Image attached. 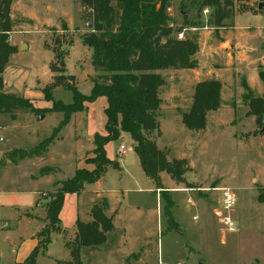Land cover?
Wrapping results in <instances>:
<instances>
[{"label":"rangeland","instance_id":"obj_1","mask_svg":"<svg viewBox=\"0 0 264 264\" xmlns=\"http://www.w3.org/2000/svg\"><path fill=\"white\" fill-rule=\"evenodd\" d=\"M203 1L170 0L172 27L185 39L198 42L199 66L196 70L159 72L165 83L159 92L160 133L150 136L169 160L184 159L189 165L184 185L174 183L164 174V186L174 204L172 223L164 217L165 203L160 193L155 195L153 183L141 169L134 142L122 133L119 140L107 147L115 162L103 175L102 185L90 186V197L102 200L99 198L104 195L99 198L96 195L107 194L111 206L121 211V224L126 232L110 233L103 247L83 250L84 264H264V205L257 199L264 188L263 121L248 115L249 108L243 100L244 84L254 97L264 92L258 76L259 70L264 69V12L259 11L264 0H234L230 17L221 25L214 23L213 9L201 8ZM12 7L15 20L20 22L21 17L33 20L32 25L17 24L12 32V43L27 45L23 52L18 47L17 60L12 63L18 66L17 70H10L7 75L14 90L41 99L42 93L34 89L35 82L49 81L48 69L52 71L55 66L64 69L66 77L74 75L78 90L90 95L98 73L92 66V50L83 44L92 23L81 0H16ZM225 43L229 47H224ZM57 53H61L62 60L56 58ZM207 80L222 83V107L209 114L206 130L196 133L183 125L182 115L191 108L195 86ZM54 98L65 104L73 101L72 93L63 88L54 92ZM106 106L105 98L88 106L84 125H70L60 146L47 155L62 171L55 174L56 179H72L76 168L84 167L83 158L89 150L87 139L94 130H105ZM58 117L37 122L28 130L23 119L13 123L8 115H0V126L8 128L2 132L7 141L0 143V220L13 219V209L21 207L3 201L5 196L18 195L21 204L27 206L32 199H38L37 190L50 187L49 180L33 182L36 165L1 172L3 162L12 153L7 147H31L50 138L61 122ZM75 133L80 137L78 141ZM121 145L131 149L124 157L118 155ZM96 158L94 150L87 152V160ZM224 188L232 189L236 196L231 218L237 231L233 234L226 232L216 215L220 191ZM45 198L50 199L48 193ZM196 202L200 204L192 215L189 209L184 212L185 204ZM77 203L75 195H68L67 202L64 200L62 225L66 229L76 225ZM194 216L197 221H193ZM4 224L9 228H3ZM3 225L0 222V230L4 229L0 231V264H9L13 249L30 240L35 226L28 222L17 229H11L8 222ZM65 235L52 236V243L47 253L38 257V264L68 261L65 240L72 235L68 232Z\"/></svg>","mask_w":264,"mask_h":264},{"label":"trees","instance_id":"obj_2","mask_svg":"<svg viewBox=\"0 0 264 264\" xmlns=\"http://www.w3.org/2000/svg\"><path fill=\"white\" fill-rule=\"evenodd\" d=\"M15 2L0 0V114L13 117L20 113L35 116L57 113L62 115V120L50 138L28 151L14 152L13 157L23 160L44 155L74 114L85 112V105L93 104L99 98L107 100L104 110L106 135H95L94 153L97 158L86 161L95 167L94 170H77L72 179L55 183L56 190L47 205L51 213L47 217L46 227L36 235L37 246L24 262L16 264H38V257L48 251L52 236H66L59 219L65 195H80L86 185H93L102 179L107 168L113 164L107 157L105 147L119 140L122 133L128 134L134 142L141 169L153 183L155 192L160 193L165 203L164 217L171 224L174 204L161 175L166 174L174 183L184 185L189 165L184 159L169 160L168 155L150 139L153 133H160L157 115L162 100L159 92L165 83L159 72L196 70L199 66L196 58L199 44L193 38L178 39L179 30L172 27L168 13L170 0H81L92 23V30L84 36L83 44L92 50V66L98 76L93 82L91 94L84 95L78 90L73 77H66L64 69L52 66V72L58 75L53 84L43 90L46 101L53 103L50 110L36 109L28 100L3 92V74L18 50L12 43L13 29L20 23L33 24L24 17L20 22L14 19L12 6ZM233 5L234 0H204L201 8L206 6L213 9L214 23L221 25L230 17ZM56 58L62 60L61 53H57ZM258 76L264 87V69L259 70ZM243 87L248 115L257 121H264V94L254 97L247 84ZM59 88L72 93V103L65 104L54 98V91ZM221 93L222 83L218 80L198 83L191 108L182 115L183 125L196 133L206 130L209 114L222 107ZM257 199L264 205V188ZM53 201H56L54 205ZM108 209V202L102 199L91 210V222L77 221L76 232L70 237L73 240H65V249L70 256L65 264H84L83 250L106 245L108 234L114 231L112 218L106 215Z\"/></svg>","mask_w":264,"mask_h":264},{"label":"crops","instance_id":"obj_3","mask_svg":"<svg viewBox=\"0 0 264 264\" xmlns=\"http://www.w3.org/2000/svg\"><path fill=\"white\" fill-rule=\"evenodd\" d=\"M12 16H13V11H12ZM30 20H32V19H30ZM13 45L16 46L17 48L20 47V51L21 52H23V51H25L27 49V45H25L23 43H19L18 44L19 46L17 44H15V43H13ZM23 46H25V49L22 50ZM16 55H17V53L11 57L10 63L6 67L5 72L3 74V80H4V90L3 91H4V93L13 94V95L22 97V98L28 100L34 106V108H36V109H39V110H50V109H52L53 103L46 101L44 93H43V90L48 85L53 84L54 78L58 75V73L56 75V73L54 74L52 71H50V69H48L49 72H50V75H49L50 76V80L49 81L41 80L39 78L40 81H41V83H40V81L38 79L36 80L34 89L39 91L40 93H42L41 94V96H42L41 99L40 98L36 99L34 97H26V95H23L21 92L15 91L14 90V86L12 84H9L10 80L7 78L8 72L10 70L12 72H15L17 70L18 66H14V64H12L13 61L15 62L17 60L16 57H18V56H16ZM64 75H65V73H64ZM70 77L75 78L74 75H70ZM42 82H45V85ZM74 82L76 83V81H74ZM24 87L25 88L27 87L25 83H24ZM57 90L58 89H56L55 91H57ZM263 94H264V92L261 94V96ZM90 105H92V104H86L85 105L86 109ZM85 113H86V110H85V112L74 114L72 116V118H71L70 123L60 132V134L57 136V138L54 141V143L50 146L48 152L45 153L42 156L34 157V158H25L23 160H20L19 157H17V156L13 157V154H14L13 152L14 151L15 152L16 151H20V150L28 151V150L36 147L43 140H41L36 145L31 146V147H25V148H14V147L9 148V147H7L8 151L11 150L12 153L8 154L10 156L9 159H7L6 161L3 162V164H2L3 170L1 172H5L8 169L16 168V167H19L21 165L22 166H25V165H27V166L28 165H33L34 166V165H36L37 171L35 170V173L32 176L33 182H36V181L38 182L39 180H49V183H50V187L47 190H37L36 194H38V199L37 200L32 199L31 200L32 203L30 205H27V206H23L21 204L22 202L18 199L19 198L18 195H11L10 197L5 196L3 198V201L7 202L9 205H11V204H13V205H21V207H17V208L13 209V219H11V220H0L2 225H3V223L8 222L12 226L11 229H17L18 226L21 225V223L28 222V223H32L35 226V231H34V233H32L30 240L25 242L23 245H19V247L17 246L18 248H14L13 249L12 254L10 255L11 257L9 259V264H16V263L24 262L28 258V256L31 254V252L36 248L37 243H38V241L36 239V235L38 233H40L47 225V217L49 216V214H48V210L49 209H47L46 204L50 201L51 194L56 190L55 183L63 181V180H59V179L55 178V174L56 173L60 174L62 172L61 169L58 166V163H55V161H51V159H48L46 157L51 152V150L55 151V149H57V147L60 146V144L63 141L65 131L70 125H74V126L84 125V122L86 120L85 116H84ZM0 115L1 116H7L8 115L11 118V122H13V123H15L14 121L16 119H18V118L23 119L25 121V125H26V128L28 130H30V129L32 130L35 127L37 122L45 121L47 118L52 117V116H55V117L59 118L58 117V115H59L60 119L62 120V115L57 114V113H55V114L47 113L45 115H37V116H35L33 114H29V113H20V114H17L15 116H13V117L11 115H9V114H0ZM2 128H3V131H6V129H8L5 126L4 127L2 126ZM96 134L105 136L106 135V131L103 130V131L99 132L97 130H94V134H92L87 139V144H88V147H89V150L87 152H89L91 150L93 151L95 149V147H94V137H95ZM4 138H5L4 142L7 141L8 137L4 136ZM79 138L80 137L75 133L76 141H78ZM112 143L113 142L107 144L106 147H105V150ZM87 152H86V154H85V156L83 158L84 159V163H85L84 167L76 168L75 172L77 170H81V169H86L88 171H93L94 170L95 167L93 168V165H91V166L87 165V162H86V160H87ZM106 153H107V150H106ZM107 157L114 164L115 160L111 157V155L107 153ZM161 178H162L163 184H165L164 174L161 175ZM98 184L102 185V179L99 182H97V183H95L93 185H95V186L97 185L98 186ZM90 186L91 185H86L84 191L80 195H76V194H67V195H65L64 200L66 199V202H67L68 195H75L76 197H78V203L76 205V210H75L76 212H75V216H74V217H76V223H77L78 220H80L81 222H84V223L91 222L92 221L91 210H92L93 206L100 201V200H97V199L95 200V199L90 197V195H91L90 192H92L91 191L92 189L90 188ZM100 189H101V186H100L99 190ZM47 193H48L49 198H50L49 200L47 198H45V195H47ZM154 193H155L156 196L159 195L158 192L154 191ZM99 195H100V197H102L104 195V197L99 198ZM96 196L99 199L107 200V202L109 204V209L106 211V215H107V217L112 218L113 225H114V231L113 232L119 231V230H122V231L126 232L124 226L121 224V219H120L121 211L118 210V209H114L111 206L110 200H109L107 194H105V193L101 194L100 193V194H98ZM81 199H82V202H84V206L82 205V208H81ZM188 204L184 205V212L186 213L188 211V209H189L190 215H192L194 213V209L197 208L200 203L196 202L194 205H192V204L188 205ZM214 210L215 209L213 208L212 209V213L214 212ZM63 213H64V211L61 209V212H60V215H59V219H60V222H61V228L65 232H68V233H70V235L74 236V234L76 232V225L73 228H71V229H66L65 228V224H64V226L62 225ZM195 218H196V220H195ZM114 220H115V222H114ZM197 220H198V218L196 216H194L193 217V221H197ZM0 231H4V229L0 230ZM24 248H25V251H24ZM65 255H66V257L69 258L68 259V261H69L70 260L69 253L66 252ZM68 261H63L62 264H65ZM37 263H38V260H37Z\"/></svg>","mask_w":264,"mask_h":264},{"label":"built area","instance_id":"obj_4","mask_svg":"<svg viewBox=\"0 0 264 264\" xmlns=\"http://www.w3.org/2000/svg\"><path fill=\"white\" fill-rule=\"evenodd\" d=\"M177 37L179 40L185 39L184 35L181 33H179ZM2 132H3V128L0 126V143L4 142V140H5ZM130 151H131V149L125 148L123 145H121L118 149V155L120 157H124ZM235 206H236L235 192L230 188L221 189V191H220V205H219V210L216 212V215L218 218H220V220L222 221V223L226 227V232L230 233V234L236 233V231H237V225L235 224V222L231 218V214H232ZM195 220H196V218H195ZM3 228H8V225L4 224Z\"/></svg>","mask_w":264,"mask_h":264},{"label":"water","instance_id":"obj_5","mask_svg":"<svg viewBox=\"0 0 264 264\" xmlns=\"http://www.w3.org/2000/svg\"><path fill=\"white\" fill-rule=\"evenodd\" d=\"M259 11L260 12H264V3H260L259 4ZM88 27H91V23L88 24ZM224 47H229V45L227 43L223 44ZM25 49V46L22 47V50ZM62 67H65V65L62 63ZM261 133H264V121H263V127L261 130ZM188 149V148H186ZM56 203V201H53L52 204L54 205ZM51 213V209L48 210V214L50 215Z\"/></svg>","mask_w":264,"mask_h":264}]
</instances>
